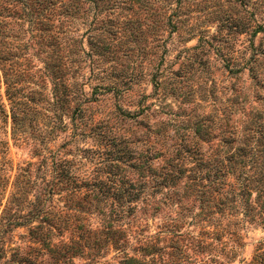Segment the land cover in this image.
Wrapping results in <instances>:
<instances>
[{
	"label": "rangeland",
	"instance_id": "1",
	"mask_svg": "<svg viewBox=\"0 0 264 264\" xmlns=\"http://www.w3.org/2000/svg\"><path fill=\"white\" fill-rule=\"evenodd\" d=\"M0 6V264H250L264 0Z\"/></svg>",
	"mask_w": 264,
	"mask_h": 264
},
{
	"label": "trees",
	"instance_id": "2",
	"mask_svg": "<svg viewBox=\"0 0 264 264\" xmlns=\"http://www.w3.org/2000/svg\"><path fill=\"white\" fill-rule=\"evenodd\" d=\"M1 7V6H0ZM0 15H1V8H0ZM146 157H147V155H145L144 156V161H143V164H144V169L145 170H150V166H149V164L147 163V159H146ZM264 159V156L262 155L261 156V159L259 160V164H260V162L262 161ZM156 183H159V180H161V176H160V178H159V176L157 175L156 177ZM260 207H264V201H261V203H260ZM128 263L129 264H135V263H137V261H134V260H132V259H128ZM250 264H264V248L263 249H258L255 253H254V255H253V257H252V261H251V263Z\"/></svg>",
	"mask_w": 264,
	"mask_h": 264
}]
</instances>
